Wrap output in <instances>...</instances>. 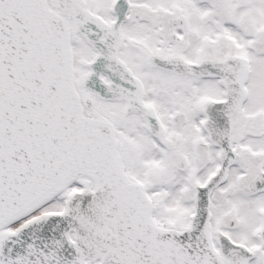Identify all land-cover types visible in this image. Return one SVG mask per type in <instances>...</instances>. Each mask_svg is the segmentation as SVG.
Segmentation results:
<instances>
[{"label": "snow or ice", "instance_id": "6c2138e0", "mask_svg": "<svg viewBox=\"0 0 264 264\" xmlns=\"http://www.w3.org/2000/svg\"><path fill=\"white\" fill-rule=\"evenodd\" d=\"M0 264H264V0H0Z\"/></svg>", "mask_w": 264, "mask_h": 264}]
</instances>
